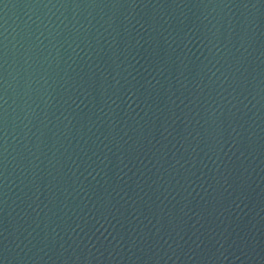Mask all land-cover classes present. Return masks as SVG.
Masks as SVG:
<instances>
[{"label": "water", "instance_id": "95a60500", "mask_svg": "<svg viewBox=\"0 0 264 264\" xmlns=\"http://www.w3.org/2000/svg\"><path fill=\"white\" fill-rule=\"evenodd\" d=\"M0 264H264V0H0Z\"/></svg>", "mask_w": 264, "mask_h": 264}]
</instances>
